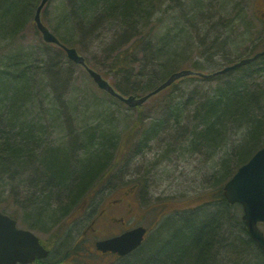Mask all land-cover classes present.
<instances>
[{
    "label": "trees",
    "instance_id": "obj_1",
    "mask_svg": "<svg viewBox=\"0 0 264 264\" xmlns=\"http://www.w3.org/2000/svg\"><path fill=\"white\" fill-rule=\"evenodd\" d=\"M167 1L169 0H76L72 7L67 6L69 12L65 11L64 22L72 25V32H76L73 28H78L79 31L89 30L85 37L96 36L97 33L96 37L103 35L104 40L100 44L112 64L111 69L120 73H134L136 68L138 76L146 75L137 69L138 65L149 69L147 73L153 78L146 86L121 90L127 95L143 96L161 81L154 80L155 69L160 67L162 73L168 74V65L176 63L173 59L176 55L172 50H178L175 49L178 34L169 26L165 27L163 33L158 31L161 23L157 22L156 15L164 10L163 5ZM212 1L218 2L220 12H227L226 15L223 13L218 23L230 28V33L237 36L242 26L250 22L246 14L235 11L237 6L226 8L227 0ZM204 2L206 1L187 0L185 6L191 12L189 20L199 18L204 8L212 9L217 6L213 2ZM37 3L38 0H0V36L11 37L23 26L27 14L33 12ZM168 6H173L174 10L177 8L174 4L168 3ZM173 18L176 16H171ZM183 18L186 20L185 16ZM115 29V34L123 31L120 39L127 37L126 46L121 47L118 38H107V34ZM262 31L264 17L261 15L259 29L243 32L244 38L239 42L241 49L239 44V49L235 44L237 37L226 44L237 55L226 58L225 64L263 51L264 39L262 43L259 42ZM59 38L65 44L71 42L64 35ZM145 41L146 44L156 45L148 67L143 62L140 64L138 56H148L146 48V51L141 49ZM202 43L203 46L207 45L205 40ZM212 45H215L214 41ZM30 61L31 56H27V53H15L8 56L6 65H0V208L14 217L18 215L17 208H12V204L4 197L7 188L18 182L20 185L15 187L21 190L20 193L28 195L23 202H19L20 209H32L37 219L36 224L41 225L43 217L51 218L60 211L66 212L69 206L81 207L95 186L106 176L108 163L114 160L116 154L109 152V146H114L115 142L112 144L105 136L99 137L95 133L89 135L88 132L83 134L84 140L80 137L83 145L78 143L79 136L75 137V143L72 142L74 149L68 142L51 147V143L44 142L39 136V133L42 134L41 128L33 119L28 122L21 120L22 114H26L22 111L24 100L32 99L36 102L37 96L33 94L30 97L31 92L41 88V82L38 84L33 80L40 73V68L34 70V65H29ZM163 62L166 68L162 65ZM46 63L44 60L42 65L45 66ZM48 68L50 70L49 66ZM220 68L222 66H214L213 70ZM51 72L55 85L59 84L57 71ZM41 74H44L43 71ZM185 78L204 80L207 90L194 93L200 96L198 100L191 94L186 100L176 102L173 92L179 83L166 88H170V93L159 106L160 110L162 108L166 111V116L158 125H163L170 115L179 123L191 121V132L187 135L192 137L196 147L207 148L212 157L221 155L225 160L231 152L234 166L229 170V164L223 165L221 171L226 173L223 179L226 182L264 144V55L226 73L209 77L191 75ZM186 111H194L195 114L188 116ZM155 127L151 131L158 128ZM239 133V138L236 139ZM96 137L99 139L96 140ZM77 144L80 145L79 148ZM125 152L124 146L117 151L119 155H124ZM218 176L220 177V173ZM210 194L211 199L174 212L177 216L172 214L169 217L171 221H167L166 226L159 227L156 235L149 238V242H145L135 254L123 258L119 264H218L219 257L224 254L231 264H264V252L250 236L242 219L240 205L229 204L224 196L223 185L213 189ZM52 206L56 207L52 209ZM43 242L46 244L44 240ZM71 251L72 248L68 254ZM249 252L259 256L258 261L247 260ZM73 253L72 259H65L68 257L66 253L65 256H59L51 250L48 258L31 264H83L76 257V249Z\"/></svg>",
    "mask_w": 264,
    "mask_h": 264
},
{
    "label": "rangeland",
    "instance_id": "obj_2",
    "mask_svg": "<svg viewBox=\"0 0 264 264\" xmlns=\"http://www.w3.org/2000/svg\"><path fill=\"white\" fill-rule=\"evenodd\" d=\"M205 1L206 4L213 2L217 6L212 9L204 8L195 21L189 20L191 12L187 11L188 7L185 6L187 0H169L163 5L164 10L157 13V22L161 23L158 31L163 33L166 26L173 29L175 31L173 32L178 34L175 39V45H177L175 49L178 50H172L176 55L173 58L176 63L168 65V74L162 73L160 67L155 69L154 80H161L155 88L170 74L179 70L201 68L203 69L201 71L205 73L215 71L214 66L221 67L225 64L226 58L237 55L232 48L228 49L226 44L237 37L235 44L238 49L240 45L241 49L239 42L244 38L243 32L259 29V18L261 15L264 17V0H227L226 8L235 5L238 7L235 11L246 14L250 19V22H246L236 36L230 33V28L220 26L218 23L223 13L226 15L227 12H220L218 2ZM39 2L40 0L33 8V12L30 11L27 14L23 26L13 35L11 34V37L2 34L0 36V65L7 64L10 54L27 53V56H31L29 65H34V70L40 68V73H37L33 80L38 84L41 82V88L38 87L30 95V97L33 94L37 96L36 102L32 99L24 100L22 111L26 114H22L21 120L28 122L33 119L41 128L42 134L39 133V136L44 142L51 143V147L68 142L74 149L72 142L75 143V137L79 136V141L80 137L84 140L83 134L87 132L89 135L95 133L99 137L105 136L112 144L115 142L114 146H109V152L116 154V159L113 157L114 160L108 163L106 176L95 186L92 196L88 197L81 207L69 206L66 215L59 213L51 218L43 217L41 225L44 227H41L40 223L36 224L37 219L32 209H20L19 202H23L28 195L20 193L21 190L15 187L20 185L18 182L7 188L8 191L5 192L4 197L12 204V208H17L18 215L15 218L18 224L38 234L56 255L65 256V253L67 254L72 248L68 259L74 257L73 252L76 249V257L80 258L83 264H119L123 259L113 254H102L94 246L97 239L112 233L111 228H101L99 231L101 236L94 238L84 233L91 219L109 198H118L123 191L130 188L135 190L132 192L137 206L135 205L134 216L128 218L127 225L131 228L139 224L148 227L146 242H149V238L156 235L159 227L163 228L168 224L167 221H171L169 217L174 212L194 207L204 200L211 199L210 192L217 188L219 183L224 185L223 179L226 173L221 172L223 165L229 164L230 170L235 164L234 157L231 152L226 160L221 155L212 157L207 148L196 147L192 137L184 134L186 125L191 124V121L188 123L184 120L179 123L170 115L163 125H158L166 116V111L162 108L160 110L159 106L170 93V88L150 97L138 107L129 106L100 88L82 65L72 61L61 47L43 39L34 22V14ZM74 2L76 0H49L42 12L43 22L57 36H66L71 41L67 44L77 47L86 57L88 64L101 72L118 91L146 86L147 82L153 78L147 73L149 69L137 66L140 72L146 74L145 76H138L136 68L134 73H120L111 69L112 64L106 53L102 51L100 44L101 40H104L103 35L96 37L97 33L96 36L85 37L89 30L79 31L78 28H73L76 32L70 30L72 25L69 22L65 24L64 13L69 12L67 6L72 7ZM168 3L174 4L177 8L174 10L173 6H168ZM166 8L168 10H165ZM171 16L176 18L171 19ZM116 31L117 29L110 31L107 38H118L120 46H126L127 37L120 39L123 31L115 34ZM260 33L259 42L262 43L264 31ZM204 40L207 42L205 46L202 45ZM213 41L215 45H212ZM155 46L154 43L150 45L146 44V41L143 42L141 49L146 48L148 56L138 55L140 64L143 62V65L148 67V63L152 61ZM44 60L47 61L45 66H43ZM162 65L167 67L164 62ZM42 71L45 75L41 74ZM51 71H57L59 84L55 85L56 81L53 80ZM181 79L175 82L179 83L173 92L176 102L186 100L191 94H199L207 90V83L204 80L184 77L180 82ZM185 114L189 116L191 112L186 111ZM155 126L158 128L151 131ZM98 139L96 137V140ZM78 143L84 144L82 141ZM121 146H124V150L127 151L124 155L117 153ZM79 147L80 145L77 146ZM240 208L243 213L241 205ZM114 225V231L123 232L126 227ZM260 226L264 230V223ZM255 255L249 252L247 260L258 261L259 256ZM218 264L231 263L228 256L224 254L219 257Z\"/></svg>",
    "mask_w": 264,
    "mask_h": 264
},
{
    "label": "water",
    "instance_id": "obj_3",
    "mask_svg": "<svg viewBox=\"0 0 264 264\" xmlns=\"http://www.w3.org/2000/svg\"><path fill=\"white\" fill-rule=\"evenodd\" d=\"M49 0H41L34 21L41 31L46 42L59 44L67 52L68 57L76 63L85 65V58L79 54L76 47L68 46L61 42L42 20V10ZM264 54V51L254 58ZM254 58H244L241 61L225 67L220 72L225 73L237 67L249 63ZM89 74L100 88L111 95L124 101L129 106H137L144 103L150 96L170 86L177 79L195 73L190 69L173 72L166 81L150 93L137 97L135 95H123L118 92L110 82L97 70L87 67ZM201 76H207L199 73ZM224 193L232 203L242 204L243 219L251 236L264 250V231L259 223L264 222V147L259 149L253 157L241 165L234 176L226 183ZM147 229L144 226L136 227L121 235L98 240L96 246L103 252L113 251L119 255H127L137 249L143 242ZM50 251L41 242V239L33 231L18 226L17 220L0 209V264H29L36 259H43Z\"/></svg>",
    "mask_w": 264,
    "mask_h": 264
},
{
    "label": "flooded vegetation",
    "instance_id": "obj_4",
    "mask_svg": "<svg viewBox=\"0 0 264 264\" xmlns=\"http://www.w3.org/2000/svg\"><path fill=\"white\" fill-rule=\"evenodd\" d=\"M132 191V188H130L123 191L118 198H109L107 203L99 209L90 221L89 226L85 229V235H90L93 238L101 236L99 233L101 228L112 229V233L105 235L103 238L119 235L121 231H114V224L126 226L124 230L131 229V227L127 225L128 218L134 216L135 205L137 206V202H134L135 195Z\"/></svg>",
    "mask_w": 264,
    "mask_h": 264
},
{
    "label": "bare ground",
    "instance_id": "obj_5",
    "mask_svg": "<svg viewBox=\"0 0 264 264\" xmlns=\"http://www.w3.org/2000/svg\"><path fill=\"white\" fill-rule=\"evenodd\" d=\"M261 52H263V51L257 52V53H256L255 55H253V56H246V57H244V58H254L257 54H259V53H261ZM263 55H264V54H261L260 56H263ZM260 56H258V57H256V58L252 59L249 63H251L252 61L258 59ZM241 60H242V59H239V60L233 62V64H235V63H237V62H239V61H241ZM226 65H227V64L222 65V68L225 67ZM241 66H243V65H241ZM241 66H239V67H241ZM239 67H237V68H239ZM222 68H220V69H222ZM0 69H1V68H0ZM220 69H219V70H220ZM219 70H217V71H219ZM193 98L196 99V100H198V99L200 98V96L194 94ZM194 114H195L194 111H191V115H194ZM186 126H189V129H186L185 132H184V134H189V132H191V126H192V124H187ZM199 129H201V126H199ZM239 135H240V133L237 134L236 137H239ZM263 147H264V144H263L259 149H261V148H263ZM259 149H258V150H259ZM258 150H257V151H258ZM257 151H256V152H257ZM256 152H255V153H256ZM255 153H254V154H255ZM254 154H253V155H254ZM253 155L248 159V161L253 157ZM248 161H247V162H248ZM245 163H246V162H245ZM245 163H244V164H245ZM238 169H239V168H238ZM238 169H237V170H238ZM236 172H237V171H236ZM236 172H235V173H236ZM231 178H232V177H231ZM231 178H230V179H231ZM230 179H229V180H230ZM229 180H228V181H229ZM228 181H226V182L224 183V185H223V190H224V187H225V185H226V183H227ZM219 184H220L219 186H222V183H219ZM227 201L229 202V204H233V205L240 204V203H238V202L232 203V202H230L229 200H227ZM68 209H69V207H68ZM68 209H67V210H68ZM60 212H61V211H60ZM60 212H59V213H60ZM66 212H67V211H66ZM66 212H63L64 215H66ZM245 225H246V223H245ZM246 227H247V225H246ZM247 229H248V227H247ZM263 231H264V230H263ZM248 232H249V229H248ZM249 234H250V232H249ZM250 236H251V234H250ZM251 237H252V236H251ZM252 238H253V237H252ZM253 239H254V238H253ZM254 241H255V239H254ZM256 243H257V242H256ZM257 244H258V243H257ZM258 246H259V244H258ZM259 247H260V246H259ZM260 248H261V247H260ZM261 249H262V248H261ZM262 250H263V249H262ZM263 252H264V250H263ZM67 256H68V252H67ZM65 259H68V257H66ZM250 264H252V263H250Z\"/></svg>",
    "mask_w": 264,
    "mask_h": 264
}]
</instances>
